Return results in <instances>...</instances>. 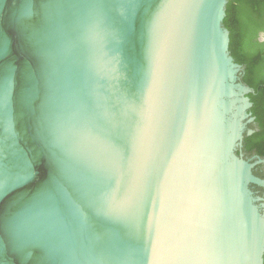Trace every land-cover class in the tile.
I'll list each match as a JSON object with an SVG mask.
<instances>
[{"label":"water","instance_id":"water-1","mask_svg":"<svg viewBox=\"0 0 264 264\" xmlns=\"http://www.w3.org/2000/svg\"><path fill=\"white\" fill-rule=\"evenodd\" d=\"M229 0H0V264H264Z\"/></svg>","mask_w":264,"mask_h":264},{"label":"trees","instance_id":"trees-1","mask_svg":"<svg viewBox=\"0 0 264 264\" xmlns=\"http://www.w3.org/2000/svg\"><path fill=\"white\" fill-rule=\"evenodd\" d=\"M264 19V0H229L225 8L223 26L229 32V52L234 62L244 70L241 81L253 90L249 98L253 103L251 113L264 125V78L261 71L262 46L249 39L254 18ZM264 260V256H263Z\"/></svg>","mask_w":264,"mask_h":264},{"label":"flooded vegetation","instance_id":"flooded-vegetation-1","mask_svg":"<svg viewBox=\"0 0 264 264\" xmlns=\"http://www.w3.org/2000/svg\"><path fill=\"white\" fill-rule=\"evenodd\" d=\"M249 39L255 46L262 44L260 50L262 61H261V71L264 78V19L255 17L251 30L249 32ZM242 67V66H241ZM244 68L242 67L239 73V79L241 81V76ZM242 82V81H241ZM243 83V82H242ZM253 93V92H252ZM250 93V94H252ZM249 98V95H247ZM251 107L248 110L250 117L253 119L250 122H245V129L243 132V138L241 141V146L236 150V155L241 157L243 160L253 165L251 172L252 175L261 181H264V125L256 120V117L252 115L251 108L253 103L250 98ZM264 105V104H263ZM250 190L253 192L254 196L260 197L262 203H264V186H259L256 184H250Z\"/></svg>","mask_w":264,"mask_h":264}]
</instances>
